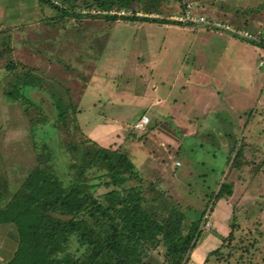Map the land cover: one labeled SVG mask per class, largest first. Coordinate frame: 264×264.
I'll return each instance as SVG.
<instances>
[{"label": "rangeland", "instance_id": "rangeland-1", "mask_svg": "<svg viewBox=\"0 0 264 264\" xmlns=\"http://www.w3.org/2000/svg\"><path fill=\"white\" fill-rule=\"evenodd\" d=\"M189 1L167 0L162 13L152 15L177 23L167 25L60 17L37 0H0V39L10 37L14 64L45 81L43 92H28L33 101L48 111L50 90L65 96L78 111L86 137L110 148L125 147L141 175L148 181L157 175L160 187L189 219L205 211L194 258L220 247L234 217L231 245L236 251L227 248L206 264H264V52L250 47L264 28V9L246 25L237 13L239 2L258 0H194L200 6L196 10ZM188 11L210 23L255 32L256 39L238 38L216 24L188 25L182 19ZM208 35L216 37L215 42L208 44ZM228 35L234 40H227ZM4 63L1 59L0 183L13 191L18 175L35 164L42 142L53 147L56 167H62L65 158L63 137L52 130L47 135L48 124L34 137L28 135L20 108L4 97L10 75ZM47 115L52 118L54 110ZM142 117L148 123L135 128ZM241 139L251 141L257 151L246 148L248 162L239 169L226 168L227 156ZM33 140L37 151L32 150ZM219 181L231 185L225 203L209 198ZM225 212L230 214L227 222L220 217ZM258 237L253 250L246 252ZM15 245V231L0 225V264Z\"/></svg>", "mask_w": 264, "mask_h": 264}, {"label": "trees", "instance_id": "trees-1", "mask_svg": "<svg viewBox=\"0 0 264 264\" xmlns=\"http://www.w3.org/2000/svg\"><path fill=\"white\" fill-rule=\"evenodd\" d=\"M37 1L60 17L177 25L152 17L162 13L167 0ZM189 2L195 5L196 1ZM260 9L263 5L239 8L237 13L248 25L250 16ZM256 37L252 44L264 52V28ZM10 56V37L0 39V60H5L4 69L10 74L4 97L20 108L31 137L46 124L50 127L47 135L52 131L62 135L65 162L56 167L53 147L42 142L37 151L33 140L35 164L21 171L13 191L0 183V188L4 186L0 190V225L8 224L16 234L15 248L4 264H187L203 234L205 211L189 219L160 187L157 175L150 181L141 175L125 147L110 148L86 137L76 117L78 111L53 90L46 103L55 115L48 117V111L28 95L31 90L43 92L45 81L29 68L14 64ZM246 142L240 141L230 151L226 168L239 169L248 162L245 149H256L251 141ZM231 194V185L219 181L209 198L216 203L230 199ZM230 221L228 235L221 237L220 247L210 251L205 262L213 256L219 258L227 248L236 251L237 246L231 245L234 217ZM258 239L248 244L246 252L253 250Z\"/></svg>", "mask_w": 264, "mask_h": 264}, {"label": "built area", "instance_id": "built-area-1", "mask_svg": "<svg viewBox=\"0 0 264 264\" xmlns=\"http://www.w3.org/2000/svg\"><path fill=\"white\" fill-rule=\"evenodd\" d=\"M193 4V3H192ZM191 3H187V7H190L192 6ZM194 5V4H193ZM193 7V6H192ZM184 19L185 21L189 22L188 25H208L209 27H212L214 26L215 24L218 25L216 27H219L220 29H222V31H225L229 34H234L236 36H238V38H242V39H247V40H255L256 37L253 36V34L245 31V30H242V29H235V28H232L231 26L228 27V25L226 26L224 23H210L209 21H207L205 19L204 16L202 15H196L194 12L191 13L190 11H188L186 14H185V17L182 18ZM222 24V25H221ZM262 61L260 63V66H263L264 64V56L261 57ZM148 123V119L146 117H142L140 120H138V122H136L134 124V127L137 128V129H140V128H143L146 124ZM178 166V163L176 164Z\"/></svg>", "mask_w": 264, "mask_h": 264}, {"label": "crops", "instance_id": "crops-1", "mask_svg": "<svg viewBox=\"0 0 264 264\" xmlns=\"http://www.w3.org/2000/svg\"><path fill=\"white\" fill-rule=\"evenodd\" d=\"M243 4V6H242V4ZM264 4V1H260V0H258V2H254L253 1V3H250L249 1H245V3H243L242 1L241 2H239V8H244V6H247V5H251L252 7L254 6H257L258 4ZM195 4H198L197 2H195ZM200 7V6H199ZM203 16V15H202ZM193 28V27H192ZM201 30H203V29H197V31H201ZM203 32L204 33H206V32H209L210 33V31H206V30H203ZM214 33V32H213ZM218 34V33H217ZM210 35H212V34H210ZM210 35H208L207 36V38L205 39L206 40V42L208 43V44H210L211 42H215V39H216V37H212V36H210ZM218 35H221V33H219ZM229 36V35H228ZM231 36H229V37H227V40H234V38H230ZM206 43V44H207ZM226 44H233V42L232 43H229V42H227ZM250 47L251 48H254L255 46H253V45H250ZM257 48V47H256ZM199 51H200V53L202 52V50H201V47L199 48ZM249 52H251L250 51V49H249ZM223 202L225 203V201L223 200ZM227 207H229L228 205H227V203H226V208ZM227 210H228V208H227ZM212 213V212H211ZM214 215H215V212H214ZM224 215H225V217H224ZM230 214H228L227 212H225V213H223L222 215H220V217H221V220L223 221V222H227V221H229V216ZM216 218V217H215ZM214 219V218H213ZM212 226H213V224H212ZM198 248L196 247L191 253H190V260H189V262L187 263V264H206L207 262H205V258H206V256H207V254L210 252V251H212V250H210V251H205V252H201V255H200V257H199V259L197 260L196 258H194V253H196V251H198L197 250ZM13 252V251H12ZM12 252H11V254H12ZM198 253H200V252H198ZM10 257V256H9ZM8 257V258H9ZM7 258V259H8ZM7 259H5L4 260V262L7 260Z\"/></svg>", "mask_w": 264, "mask_h": 264}]
</instances>
